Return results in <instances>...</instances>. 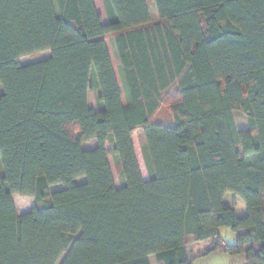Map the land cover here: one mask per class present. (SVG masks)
<instances>
[{
  "label": "trees",
  "instance_id": "1",
  "mask_svg": "<svg viewBox=\"0 0 264 264\" xmlns=\"http://www.w3.org/2000/svg\"><path fill=\"white\" fill-rule=\"evenodd\" d=\"M147 1L0 0V264H264V0Z\"/></svg>",
  "mask_w": 264,
  "mask_h": 264
},
{
  "label": "rangeland",
  "instance_id": "2",
  "mask_svg": "<svg viewBox=\"0 0 264 264\" xmlns=\"http://www.w3.org/2000/svg\"><path fill=\"white\" fill-rule=\"evenodd\" d=\"M149 12H150V18L151 22L157 21V15L154 7L153 0H148L147 1ZM49 52H43L38 54L36 58H23L20 60L21 64H28L40 60H44L49 57ZM88 101H89V106L97 111V105L95 101V94L90 91L89 96H88ZM235 127L238 130H247L252 132V130L249 128V120L248 116L243 113L242 111H233L231 113ZM155 120L160 121V122H169L170 121V115L168 110L165 107H161L159 113L156 115ZM132 144L136 156V160L140 169L141 177L144 181L148 180V175L144 166L143 158H142V153H141V142L139 139V132H136L133 137H132ZM96 143L95 142H89L87 144H83L82 147L84 149H90L95 147ZM106 150L110 151L111 150V145L107 144ZM108 161L110 164L111 172H112V177L115 183V186L117 188H120L123 183L122 175H121V170L120 166L118 165L117 161L111 156H108ZM64 188L63 185H56L52 187V191L60 190ZM14 205L16 207L17 213H24V211L28 212L29 204L32 202L27 198L24 197H19L17 195H14ZM30 202V203H29ZM224 202H226L228 205H231L234 207V210L237 214L238 217L244 215L246 213L245 210V205L244 203L237 198L235 195L228 193L225 198ZM243 203V206H239ZM26 212V213H27ZM220 238L223 243L227 245H232L235 242V235L227 228H221L219 230ZM211 247V242L210 241H205V242H197L194 240L192 236H189L186 241V249L189 254V257L192 260L193 264H246L245 263V258L243 255H238V256H228L226 254L222 253H211L209 255H204L206 250ZM150 264H157L155 261L154 256L150 257Z\"/></svg>",
  "mask_w": 264,
  "mask_h": 264
},
{
  "label": "crops",
  "instance_id": "3",
  "mask_svg": "<svg viewBox=\"0 0 264 264\" xmlns=\"http://www.w3.org/2000/svg\"><path fill=\"white\" fill-rule=\"evenodd\" d=\"M14 197H15V196L13 195V196H12V200H13V201H14ZM27 199H29L30 201H32L31 203L29 202L30 204H29V206H28V208H29L28 210L30 211L31 208H33V206H34V200H33L32 198H27ZM13 203H14V202H13ZM14 206H15V205H14ZM15 209H16V207H15ZM26 212H27V211H26ZM26 212L24 211V213H26ZM18 214H23V213H19V212H18Z\"/></svg>",
  "mask_w": 264,
  "mask_h": 264
},
{
  "label": "clouds",
  "instance_id": "4",
  "mask_svg": "<svg viewBox=\"0 0 264 264\" xmlns=\"http://www.w3.org/2000/svg\"><path fill=\"white\" fill-rule=\"evenodd\" d=\"M225 195H227V193H225ZM239 206H241V207H242V206H243V203L241 202V204H240Z\"/></svg>",
  "mask_w": 264,
  "mask_h": 264
}]
</instances>
